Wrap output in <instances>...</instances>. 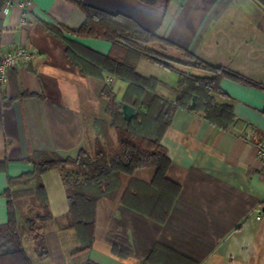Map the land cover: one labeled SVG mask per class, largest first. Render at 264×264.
<instances>
[{
	"label": "crops",
	"instance_id": "0c3cea01",
	"mask_svg": "<svg viewBox=\"0 0 264 264\" xmlns=\"http://www.w3.org/2000/svg\"><path fill=\"white\" fill-rule=\"evenodd\" d=\"M9 1L12 6L1 13L5 31L0 60L5 51L19 43L34 55L27 65L10 71L6 88L0 86V193L9 187V177L34 169L31 159L39 152L76 158L81 149H86L94 155L98 137L95 120L111 118V100L102 94L104 87L111 84L121 100L129 86L109 73L105 79L84 74L68 59L67 41L107 55L112 48L110 40L79 37L66 29L60 37L48 28L78 29L86 16L78 0ZM83 2L105 13L130 18L181 47L150 44L165 58L187 64L181 69L188 73L209 74L193 67L187 52L264 86V8L256 0ZM137 70L159 78L157 92L176 100L180 83L177 71L146 58ZM221 85L228 95H218L216 101L233 105L235 124L222 129L202 114L178 108L163 144L171 160L167 177L180 187L179 198L167 210L156 205L158 195L140 191L130 195V205L122 206L131 180L151 184L157 168L122 174L119 192L99 202L96 238L89 255L92 260L99 264H143L152 251L157 259L166 260L170 249L174 252L170 253L171 261L176 264H264V163L255 146L264 140V89L228 78ZM249 130L250 141L244 138ZM101 138L108 151L113 150L116 131L110 129L109 139ZM74 170L82 172L68 164L42 176L53 215L43 228L48 256H39L24 228L26 219L40 207L32 198L17 201L19 224L23 221L21 235L33 264H82L85 260L78 252L76 231L67 227L70 206L63 172ZM134 206L153 212L156 219ZM7 220V199L0 197V224ZM114 241L129 246L132 253L118 256Z\"/></svg>",
	"mask_w": 264,
	"mask_h": 264
},
{
	"label": "trees",
	"instance_id": "16d2710c",
	"mask_svg": "<svg viewBox=\"0 0 264 264\" xmlns=\"http://www.w3.org/2000/svg\"><path fill=\"white\" fill-rule=\"evenodd\" d=\"M7 1L0 0V51L5 31L1 13ZM256 1L264 8V0ZM151 2L156 3V0ZM77 5L86 15L78 29L53 25H49L48 28L60 37H64L62 29H66L79 37L107 39L112 42V48L105 55L67 41L69 61L84 74L105 79V74L109 73L128 82L129 86L121 100L118 99L111 84L104 87L102 94L111 100V107H109L111 118L95 120L98 137L94 155L86 149H81L76 158L63 157L51 152H39L31 159L34 164L32 171L17 177H9V187L0 193V197L7 199L8 206V220L0 224V264H33L24 246L17 216V201L22 198H32L41 209L26 219L24 228L35 243L39 256L49 255L47 237L43 228L53 215L42 176L53 169L65 168L68 164L74 165L82 172L78 170L63 172L70 206L67 227L76 231L80 242L78 252L85 256L82 264H99L89 256L96 238L98 205L103 198L114 197L119 192L122 186V174L133 175L138 169L157 168V174L151 184L136 178L131 180L122 198V206L130 205L128 202L130 195L140 191L158 195L159 200L156 205L167 210L179 198L180 187L167 177L171 160L163 144V138L172 124L175 111L178 108L188 109L202 114L212 124L222 129H230L237 120L234 107L231 104L216 101L218 95H228L222 88V81L228 78L264 89L262 84L237 71L214 65L187 52L192 59L191 65L209 74L188 73L181 69L187 64L165 58L150 44L160 42L166 46L179 49L181 47L154 32L145 30L130 18L105 13L85 4L83 0H78ZM143 58L180 74L175 101L168 100L157 92L161 84L159 78L145 76L138 72L137 66ZM29 95L32 94H22V96ZM125 106L132 107L136 111L131 118L126 116ZM110 129L116 131L120 145V152L115 155H112L115 152L114 147L113 150L108 151L106 143L101 138L102 136L106 140L109 139ZM15 186H21V189L14 190ZM134 207L151 219H156L153 212L140 209L142 207ZM114 252L118 256H128L132 253V249L129 246L122 247V244L118 245V242L114 241ZM168 253V258L163 260L157 259L156 252L152 251L143 264H176L171 261L173 258H170V253L174 252L168 249Z\"/></svg>",
	"mask_w": 264,
	"mask_h": 264
},
{
	"label": "built area",
	"instance_id": "2783aa9c",
	"mask_svg": "<svg viewBox=\"0 0 264 264\" xmlns=\"http://www.w3.org/2000/svg\"><path fill=\"white\" fill-rule=\"evenodd\" d=\"M12 1H7L5 10L12 6ZM34 52L26 45L19 43L12 45L7 51H5L0 60V86L6 88L9 84L10 71L22 66L27 65L33 58ZM252 130H249L244 138L248 141L251 140ZM257 148V154L260 160L264 163V140L255 144ZM261 215H259V218Z\"/></svg>",
	"mask_w": 264,
	"mask_h": 264
},
{
	"label": "water",
	"instance_id": "95a60500",
	"mask_svg": "<svg viewBox=\"0 0 264 264\" xmlns=\"http://www.w3.org/2000/svg\"><path fill=\"white\" fill-rule=\"evenodd\" d=\"M124 111L128 118H131L136 112L132 107H129V106H125Z\"/></svg>",
	"mask_w": 264,
	"mask_h": 264
},
{
	"label": "rangeland",
	"instance_id": "374dc122",
	"mask_svg": "<svg viewBox=\"0 0 264 264\" xmlns=\"http://www.w3.org/2000/svg\"><path fill=\"white\" fill-rule=\"evenodd\" d=\"M114 149H115V152L112 153V155H115L116 153L120 152V145H119L118 140H117V142H116V144H115ZM20 226H21V232H22V235H24V232H23V229H22V228H23V221L21 222ZM26 246L29 247L28 243H27Z\"/></svg>",
	"mask_w": 264,
	"mask_h": 264
}]
</instances>
